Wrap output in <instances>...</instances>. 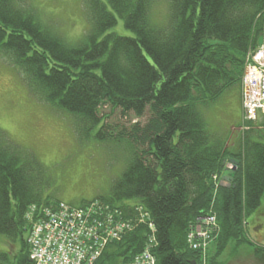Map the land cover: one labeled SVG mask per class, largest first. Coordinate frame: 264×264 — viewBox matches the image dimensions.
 Wrapping results in <instances>:
<instances>
[{"label": "trees", "instance_id": "16d2710c", "mask_svg": "<svg viewBox=\"0 0 264 264\" xmlns=\"http://www.w3.org/2000/svg\"><path fill=\"white\" fill-rule=\"evenodd\" d=\"M30 1L0 0V59L30 97L71 117L79 142L127 145L122 175L94 201L136 226L94 264H126L150 245L156 264H199L186 237L210 214L217 233L208 264H218L229 243L254 246L245 227L264 196V128L222 140L204 111L231 90L239 94L264 38V0H166L160 23L150 13L157 0H81L90 28L73 44L41 22ZM117 17L133 38L105 35ZM104 110L148 119L120 129ZM45 180L28 151L2 139L0 236L18 251L0 254V264H30L25 215L51 204L41 199Z\"/></svg>", "mask_w": 264, "mask_h": 264}, {"label": "rangeland", "instance_id": "374dc122", "mask_svg": "<svg viewBox=\"0 0 264 264\" xmlns=\"http://www.w3.org/2000/svg\"><path fill=\"white\" fill-rule=\"evenodd\" d=\"M30 5L41 22L58 31L67 43L80 41L90 28L81 0H32ZM150 13L155 21L164 22L168 13L167 1H155ZM105 35L134 37L119 17L116 25ZM236 97V90H231L204 111L210 131L222 140L228 138L229 132L237 136V126L243 119ZM104 113L108 114L109 110H104ZM147 119V115L136 119L132 114L124 118L119 111H115L110 114L107 123L129 130L136 122L143 126ZM2 139H8L28 151V155L41 164L46 179L41 199L50 203L63 202L80 208L107 194L126 167L128 150L125 143L103 145L92 139L79 142L71 117L57 114L49 106L30 97L18 72L0 59V142ZM228 169L234 170L231 167ZM224 182L222 180L221 184ZM216 185L219 186V183L216 182ZM246 223L248 239L254 246L229 243L217 256L218 264H264V196L259 208L246 218ZM215 238L212 235L205 252L199 253V264H208V256L215 255ZM17 251L15 244L0 236V254L11 255Z\"/></svg>", "mask_w": 264, "mask_h": 264}, {"label": "built area", "instance_id": "2783aa9c", "mask_svg": "<svg viewBox=\"0 0 264 264\" xmlns=\"http://www.w3.org/2000/svg\"><path fill=\"white\" fill-rule=\"evenodd\" d=\"M242 102L246 121L254 122L258 115H264V42L249 56L242 79ZM106 209L99 203L83 208L64 203L32 208L27 217L31 222L27 238L30 263L93 264L109 243L119 241L136 226L131 219L120 220L116 212L118 219L114 218ZM150 229L154 232V227ZM216 230L215 216L201 219L187 234L189 249L204 253ZM152 246L128 264H156L150 253Z\"/></svg>", "mask_w": 264, "mask_h": 264}, {"label": "crops", "instance_id": "0c3cea01", "mask_svg": "<svg viewBox=\"0 0 264 264\" xmlns=\"http://www.w3.org/2000/svg\"><path fill=\"white\" fill-rule=\"evenodd\" d=\"M236 105H237L239 111H241L240 89H239V94H238L237 97H236ZM235 138H236V137L232 135V136L230 137V142H233V139L235 140Z\"/></svg>", "mask_w": 264, "mask_h": 264}, {"label": "water", "instance_id": "95a60500", "mask_svg": "<svg viewBox=\"0 0 264 264\" xmlns=\"http://www.w3.org/2000/svg\"><path fill=\"white\" fill-rule=\"evenodd\" d=\"M262 42H263V38L261 37V38L258 40V45L261 46V45H262Z\"/></svg>", "mask_w": 264, "mask_h": 264}, {"label": "bare ground", "instance_id": "6f19581e", "mask_svg": "<svg viewBox=\"0 0 264 264\" xmlns=\"http://www.w3.org/2000/svg\"><path fill=\"white\" fill-rule=\"evenodd\" d=\"M247 67V66H246ZM246 69V68H245ZM208 253H210V251L208 252Z\"/></svg>", "mask_w": 264, "mask_h": 264}]
</instances>
